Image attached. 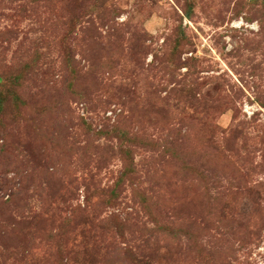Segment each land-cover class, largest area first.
Returning a JSON list of instances; mask_svg holds the SVG:
<instances>
[{"label": "rangeland", "instance_id": "1", "mask_svg": "<svg viewBox=\"0 0 264 264\" xmlns=\"http://www.w3.org/2000/svg\"><path fill=\"white\" fill-rule=\"evenodd\" d=\"M0 264H264V0H0Z\"/></svg>", "mask_w": 264, "mask_h": 264}]
</instances>
